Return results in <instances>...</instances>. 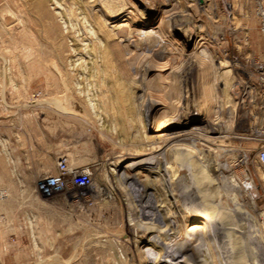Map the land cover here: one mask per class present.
<instances>
[{
    "label": "rangeland",
    "instance_id": "rangeland-1",
    "mask_svg": "<svg viewBox=\"0 0 264 264\" xmlns=\"http://www.w3.org/2000/svg\"><path fill=\"white\" fill-rule=\"evenodd\" d=\"M260 23L257 0H0V264H264ZM62 156L94 169L81 200L36 191Z\"/></svg>",
    "mask_w": 264,
    "mask_h": 264
},
{
    "label": "built area",
    "instance_id": "built-area-1",
    "mask_svg": "<svg viewBox=\"0 0 264 264\" xmlns=\"http://www.w3.org/2000/svg\"><path fill=\"white\" fill-rule=\"evenodd\" d=\"M257 13L260 18L261 32L264 35V2L257 0ZM262 91L264 94V75L262 78ZM259 162L264 165V149L259 151ZM94 185V169L92 166H72L67 157L58 159L56 171L41 179L36 186V191L43 198L52 199L60 195L71 196L73 200L82 199L73 196L74 191H87Z\"/></svg>",
    "mask_w": 264,
    "mask_h": 264
},
{
    "label": "bare ground",
    "instance_id": "bare-ground-1",
    "mask_svg": "<svg viewBox=\"0 0 264 264\" xmlns=\"http://www.w3.org/2000/svg\"><path fill=\"white\" fill-rule=\"evenodd\" d=\"M198 1H199V0H198ZM204 3H205V0H203V3H202V4H204ZM214 19H215V18H214ZM212 25H213V24H212ZM121 28H122V27H121ZM121 28H119V29H121ZM121 30H122V29H121ZM114 32H115V31H114ZM122 32H123V31H122ZM107 33H108V32H107ZM122 39H123V38H122ZM121 41H123V40H121ZM226 65H227V64H226ZM224 73H225V72H224ZM228 77H229V76H228ZM209 123H210V122H209ZM218 125H219V124H218ZM213 126H214V125H213ZM216 126H217V125H216ZM211 127H212V126H211ZM214 127H215V126H214ZM218 127H219V126H218ZM208 128H209V126H208ZM220 129H221V128H220ZM225 129H226V128H225ZM212 130L215 131V130H218V128L215 127V128H213ZM227 130H228V129H227ZM214 131H213V132H214ZM211 132H212V131H211ZM233 132H234V131H233ZM221 133H222V132H221ZM230 137H231V136H230ZM233 137H234V136H233ZM170 139H171V138H170ZM170 139H169V140H170ZM167 141H168V140H167ZM170 141H171V140H170ZM168 142H169V141H168ZM169 143H170V142H169ZM166 144H167V143H166ZM202 144H203V143H202ZM147 149H148V148H147ZM150 149L153 150V151L156 150V152H157L158 150H160V149H162V148H160V147H156V146H155V147H152V148H150ZM153 151H152V152H153ZM149 153H150V152H149ZM125 154H126V153H125ZM143 154H144V153H143ZM145 154H147V153H145ZM158 154H159V153H158ZM135 155H136V158H137V156H139V155H141V154L139 153V154H135ZM150 155H151V154H150ZM197 155H198V154H197ZM199 157H200V156H199ZM152 158H153V157H152ZM137 159H138V158H137ZM165 159H166V158H165ZM141 161H142V160H141ZM134 163H139V164H141L142 162H140V161H139V162L136 161V162H134ZM134 163H133V164H134ZM167 164H168V163H167ZM170 164H171V163H170ZM170 164H169V165H170ZM227 165H228V164H227ZM214 166H215V165H214ZM168 168H171V170H172V168H173V164L171 165V167H168ZM168 168H167V169H168ZM150 172H153V171H150ZM154 172H155V171H154ZM169 173H170V171H169ZM203 175H204V174H203ZM168 176H169V175H168ZM171 176H172V174H171ZM202 177H203L202 180H206V179H207V176H202ZM207 180H208V179H207ZM169 181H170V183H172V177H170V180H169ZM120 184H121V183H120ZM166 192H167V191H166ZM153 208H154V207H153ZM254 209H255V208H254ZM261 216H262V215H261ZM171 217H172V216H171ZM189 232H190V234L192 235L191 230H190ZM204 234H205V236H207V235H208L207 231H205ZM254 240H255V239H254ZM254 242H255V241H254ZM150 243H151V241H150ZM263 243H264V242H263ZM155 244H156V243H155ZM190 244H191V243H190ZM190 244H189V245H190ZM144 245H145V244H144ZM185 246H186V245H185ZM191 246H192V245H191ZM136 247H137V246H136ZM154 247H155V246H154ZM156 247H157V246H156ZM168 247H169V246H168ZM157 249H158V248H157ZM160 249H161V248H160ZM189 249H190V248H188V247H185V248L183 247L182 251L179 250V251H176V252H180V253H183V255H184V254L187 255L186 253H188ZM165 251H166V250H165ZM160 253H161V252H160ZM162 253H163V252H162ZM162 253H161V254H162ZM142 260H143V259H142ZM172 260H174V259L171 258V261H165V263H166V264H172V263H171ZM144 261H145V260H144ZM159 261H160V260H159ZM142 262H143V261H142ZM169 262H170V263H169ZM158 263H159V262H158ZM160 263H161V262H160Z\"/></svg>",
    "mask_w": 264,
    "mask_h": 264
},
{
    "label": "water",
    "instance_id": "water-1",
    "mask_svg": "<svg viewBox=\"0 0 264 264\" xmlns=\"http://www.w3.org/2000/svg\"><path fill=\"white\" fill-rule=\"evenodd\" d=\"M199 2L202 4L203 3V0H199Z\"/></svg>",
    "mask_w": 264,
    "mask_h": 264
}]
</instances>
